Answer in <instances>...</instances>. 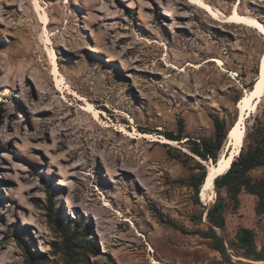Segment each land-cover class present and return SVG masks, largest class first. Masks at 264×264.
Segmentation results:
<instances>
[{
	"label": "rangeland",
	"instance_id": "1",
	"mask_svg": "<svg viewBox=\"0 0 264 264\" xmlns=\"http://www.w3.org/2000/svg\"><path fill=\"white\" fill-rule=\"evenodd\" d=\"M205 1L264 25V0ZM263 52L257 30L186 0H0V264H68L62 227L72 264H246L199 234L217 193L198 203L189 179L214 163L193 149L216 140L215 117L217 156L227 147ZM181 124L176 145L162 141ZM245 125L247 148L264 133V96ZM221 197L218 234L234 241L248 227L264 250L256 196L241 191L237 208Z\"/></svg>",
	"mask_w": 264,
	"mask_h": 264
},
{
	"label": "trees",
	"instance_id": "2",
	"mask_svg": "<svg viewBox=\"0 0 264 264\" xmlns=\"http://www.w3.org/2000/svg\"><path fill=\"white\" fill-rule=\"evenodd\" d=\"M213 122L216 140L212 141L203 139L200 141L199 147L193 150L201 158H211L215 163L218 158L217 150H219L222 139L225 137V125L224 122L219 120L217 117L214 118ZM182 132L183 127L181 124L177 134L174 135L172 132H168L165 133V136L170 140L178 141L182 139ZM258 167H264V133H261L257 137L254 145H250L247 148L242 145L238 156L233 158L229 168L214 179V188L216 190L217 197L209 207H206L205 217L208 222V229L206 231H199L201 236L211 239L213 248L218 250L223 255L227 252L226 244L233 251L240 252L241 257L249 260L246 264H259L256 262L264 261V250L257 249L255 233L248 227H241L238 230L234 241L226 242L224 238L218 234L217 231H223L226 224V203L221 197V191H226L229 204L233 208H237L239 206L238 195L241 191L255 195L257 198L256 211L257 213H263L264 176L253 177L250 175V171ZM206 176L207 168L202 167V172L199 175H192L189 179V184L192 186L194 193L197 196L198 203V194L203 187ZM53 208L54 200L52 199V196H49L47 209L49 212L48 216L50 220L56 224L57 219L52 217ZM61 230L65 234V248L66 254L68 255V264H72L74 253L71 238L68 236L65 228L62 227ZM75 231L77 232L78 230L75 229ZM84 240L87 241V243L89 242L86 238H84ZM228 264L234 263L231 259H229Z\"/></svg>",
	"mask_w": 264,
	"mask_h": 264
},
{
	"label": "bare ground",
	"instance_id": "3",
	"mask_svg": "<svg viewBox=\"0 0 264 264\" xmlns=\"http://www.w3.org/2000/svg\"><path fill=\"white\" fill-rule=\"evenodd\" d=\"M186 1L206 12L209 15V17H212L214 19H220L228 24L242 25L253 28L257 30L263 36L264 39V25L253 16H250L248 14L247 15L241 14L238 11L237 4L234 5V7L232 8L229 14L223 15L220 13V15H222L221 18L219 16V11L218 12L215 11L212 8V6L208 4L205 0H186ZM237 2H239V0ZM41 20L44 21V25L46 28L47 17L42 16ZM221 60L214 57L209 59V61H214L217 62L218 64L223 65ZM221 69L224 71L226 70L224 67H221ZM258 69L260 70V73L259 76H257L258 75L257 72L252 87L248 90H245L244 93L241 95L240 99L238 100V102L236 103V108L238 110L237 118L235 123L227 131V137L229 141L227 147H225L224 150L220 153L217 162L209 164L207 166V176L204 180L203 187L200 191V195L202 196L203 199H206L207 191L212 190L214 188V179L218 175L224 173L229 168L233 158L235 157V155L239 153L240 148L243 145V139L246 131L245 120L251 116L252 112L256 109L257 104L261 101L262 97L264 96V52L260 58ZM52 74H54L55 76L54 79L55 86L57 88H62L63 76L58 71L56 65L53 67ZM82 109H84L87 112H93V114L98 117V112L95 110V108L91 103L86 102L85 107H82ZM141 136H151V135L141 134ZM162 141L170 143L171 145L175 144V140H170L167 139L166 137L163 138Z\"/></svg>",
	"mask_w": 264,
	"mask_h": 264
},
{
	"label": "water",
	"instance_id": "4",
	"mask_svg": "<svg viewBox=\"0 0 264 264\" xmlns=\"http://www.w3.org/2000/svg\"><path fill=\"white\" fill-rule=\"evenodd\" d=\"M259 73H260V70L258 69V75L257 76H259ZM240 150H241V148H240ZM240 152V151H239ZM239 154V153H238ZM238 154L237 155H235V156H238Z\"/></svg>",
	"mask_w": 264,
	"mask_h": 264
}]
</instances>
